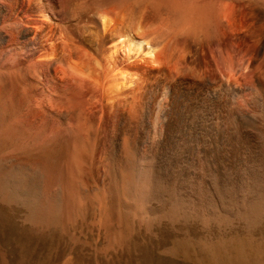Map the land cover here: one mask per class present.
<instances>
[{"label": "bare ground", "instance_id": "obj_1", "mask_svg": "<svg viewBox=\"0 0 264 264\" xmlns=\"http://www.w3.org/2000/svg\"><path fill=\"white\" fill-rule=\"evenodd\" d=\"M0 204L111 246L263 226L264 0H0Z\"/></svg>", "mask_w": 264, "mask_h": 264}, {"label": "rangeland", "instance_id": "obj_2", "mask_svg": "<svg viewBox=\"0 0 264 264\" xmlns=\"http://www.w3.org/2000/svg\"><path fill=\"white\" fill-rule=\"evenodd\" d=\"M22 215L0 204V264H264V225L252 232L239 223L228 230L164 225L152 233L136 227L111 246L98 227L78 222L42 232Z\"/></svg>", "mask_w": 264, "mask_h": 264}]
</instances>
